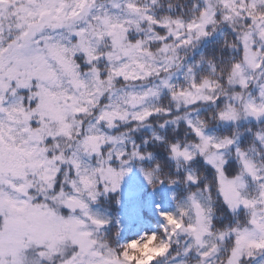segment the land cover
Instances as JSON below:
<instances>
[{"label":"snow or ice","instance_id":"snow-or-ice-1","mask_svg":"<svg viewBox=\"0 0 264 264\" xmlns=\"http://www.w3.org/2000/svg\"><path fill=\"white\" fill-rule=\"evenodd\" d=\"M133 167L175 207L124 243L102 200ZM143 237L264 264V0H0V264H145Z\"/></svg>","mask_w":264,"mask_h":264},{"label":"trees","instance_id":"trees-1","mask_svg":"<svg viewBox=\"0 0 264 264\" xmlns=\"http://www.w3.org/2000/svg\"><path fill=\"white\" fill-rule=\"evenodd\" d=\"M144 134H149V130H142L137 134V139ZM157 156L162 158L163 154L158 153ZM172 191L174 188L168 185H161L154 190L139 169L133 167L132 172L124 178L120 192L102 200L111 214L119 213L120 224L115 227L121 228V242L127 243L145 233L150 235L160 231L159 226L164 221L159 212L171 211L175 207L170 196ZM117 196L120 198L119 204L114 202ZM157 205L160 207L157 208Z\"/></svg>","mask_w":264,"mask_h":264},{"label":"clouds","instance_id":"clouds-1","mask_svg":"<svg viewBox=\"0 0 264 264\" xmlns=\"http://www.w3.org/2000/svg\"><path fill=\"white\" fill-rule=\"evenodd\" d=\"M163 251L162 248L159 247V240L152 239L150 237H143L142 243H139L137 248L135 249V254L141 255V257L145 260V264L152 261L153 258L159 255Z\"/></svg>","mask_w":264,"mask_h":264}]
</instances>
